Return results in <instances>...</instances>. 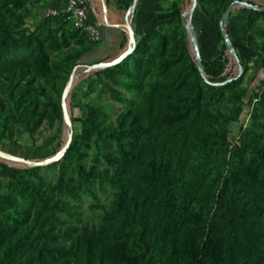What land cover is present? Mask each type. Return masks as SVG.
Returning <instances> with one entry per match:
<instances>
[{
  "label": "trees",
  "instance_id": "obj_1",
  "mask_svg": "<svg viewBox=\"0 0 264 264\" xmlns=\"http://www.w3.org/2000/svg\"><path fill=\"white\" fill-rule=\"evenodd\" d=\"M23 1L9 3L21 7ZM195 1V7L215 25L221 45L219 55L208 61L201 58L205 77L191 59L183 32L184 6L173 3L168 31L150 29L134 40L132 51L118 63L94 74L104 81L110 101L122 110L114 121L108 120L107 109L101 105H86L82 118L72 111L71 124L79 122L80 129L58 164L55 182L47 183L41 175L48 166L20 168L0 162V173L18 179L0 196V264H102L103 227L79 231L74 226L81 198L91 199L103 220L118 221L120 235L110 248L109 264L131 261L137 250L146 249L140 244L143 225L134 228V218H118L135 210L140 195L149 203L157 201L169 184L165 166L150 157L151 138L162 134L170 141L186 124L196 121L198 101L217 100L238 88L243 76L225 72L234 56L242 72L251 64L239 58L231 39L233 50H226L219 28L223 12L237 0ZM238 1L264 7V0ZM216 3L223 6L218 8ZM7 6L8 2L3 3L0 12ZM236 9L247 13L246 47L257 54L258 73L264 75V11L235 8L231 13ZM184 19L191 24L190 16ZM47 20L56 21L57 27L13 30L0 22V78L8 82L23 79L29 68L46 76L51 54L70 41L98 44L87 40L82 31L67 28L60 19ZM258 78L253 77L239 93L234 108L237 119L252 98H257L243 130L253 142L232 145L224 134L202 139L214 137L211 147L228 156L230 166L224 177L215 176L207 184L213 212L193 230L205 236L200 264H264V82L258 91L250 90ZM156 110L163 112L160 119L152 115ZM54 115L60 122L61 112L55 110ZM38 125L37 121L28 131L30 137ZM160 125L174 130L159 132ZM100 196L109 198L106 205L98 202Z\"/></svg>",
  "mask_w": 264,
  "mask_h": 264
},
{
  "label": "rangeland",
  "instance_id": "obj_2",
  "mask_svg": "<svg viewBox=\"0 0 264 264\" xmlns=\"http://www.w3.org/2000/svg\"><path fill=\"white\" fill-rule=\"evenodd\" d=\"M13 1L0 0V6L8 2L7 9L0 12V22L4 26L13 30L25 27L30 31L41 25L50 29L57 27L56 21L42 18L52 0H24L21 7L9 3ZM216 5L218 8L223 6L222 3ZM190 9L191 4L188 2L186 13ZM184 23L187 21L184 20ZM164 31H168V27ZM183 32L189 43L191 59L195 63L197 58L184 26ZM81 42L80 45L76 41H70L67 47L53 52L46 76L29 68L23 79L8 82V79L0 78L1 163L26 168L25 164L16 163L11 158L29 162L51 161V164L43 165L49 168L42 169L41 175L47 183H53L58 164L72 137L80 129L79 122L70 124L72 111L82 118L86 105H101L107 109L108 120L114 121L117 113L122 110V106L110 101L104 81L95 79L94 74L106 69L105 66L111 67L119 62L122 56L132 51V45L126 50L127 54L117 49L116 54L110 55L100 43ZM250 61L251 64L246 65V71L242 72L237 62L233 58L230 60V75L243 76L241 85L227 91L217 100L213 98L198 101V114L194 123L186 124L184 130L174 134L170 141L162 134L151 138L150 157L165 166L169 184L157 201L149 203L140 195L135 210H131L128 215L120 214L118 219L127 218L130 221L134 218V228L138 224L143 225L140 244L146 248L137 250L134 253L137 257L123 264H200V248L205 236L201 238V232L193 230L207 222L213 212V203L207 196V184L215 176L224 177L230 166L228 156L224 157L211 147L214 137H209L207 141L202 139L210 134H224L232 145L253 142V137L249 134H243L242 130L237 132L247 111H243L237 119L234 115L239 93L246 90L253 77L259 78L252 89L260 86L264 79L262 71L258 73L257 56L253 55ZM256 101L257 98L253 97L246 110L253 107ZM150 106L153 108L151 103L149 108ZM55 110L61 112L60 122L55 119ZM152 115L160 119L163 112L156 110ZM37 121L39 125L34 129L33 137H30L28 131ZM173 130V127L168 131L164 125H160L159 132ZM17 181L10 175L0 173V196ZM107 196H100L98 202L106 205L109 200ZM92 205L91 199H80L74 226L79 231L103 227L106 239L100 245L102 264H109L107 257L110 248L120 235L118 221L103 220L101 211L92 208Z\"/></svg>",
  "mask_w": 264,
  "mask_h": 264
},
{
  "label": "crops",
  "instance_id": "obj_3",
  "mask_svg": "<svg viewBox=\"0 0 264 264\" xmlns=\"http://www.w3.org/2000/svg\"><path fill=\"white\" fill-rule=\"evenodd\" d=\"M84 1L88 6L90 18L99 26L100 46L110 55L116 54L117 49L125 52L132 45V37L135 40L154 27L164 31L173 3L183 5V14L192 19L191 24L196 33L200 58L208 61L221 52L213 22L198 7H195L191 13H186L188 2L192 7V0H137L134 9H131L133 0L132 2L130 0ZM64 3L65 0H52L48 8L59 10L63 8ZM246 17V12L236 9L230 14L228 20L229 37L242 60H250L253 55H257L246 47ZM123 40L124 45L120 48Z\"/></svg>",
  "mask_w": 264,
  "mask_h": 264
},
{
  "label": "built area",
  "instance_id": "obj_4",
  "mask_svg": "<svg viewBox=\"0 0 264 264\" xmlns=\"http://www.w3.org/2000/svg\"><path fill=\"white\" fill-rule=\"evenodd\" d=\"M42 18L44 20L48 18L60 19L62 22L66 23L67 28L82 31L87 40L98 43L101 41L99 26L90 18L88 6L84 0H65L63 8L59 10L48 8L43 12ZM229 67L230 64L225 72L230 73ZM263 82L264 81H262V84L256 88L252 89L251 87L250 90L258 91L263 86ZM246 111L247 113L245 114V117L240 121V128L242 131L249 123L252 106ZM239 130L237 129V132H239Z\"/></svg>",
  "mask_w": 264,
  "mask_h": 264
},
{
  "label": "water",
  "instance_id": "obj_5",
  "mask_svg": "<svg viewBox=\"0 0 264 264\" xmlns=\"http://www.w3.org/2000/svg\"><path fill=\"white\" fill-rule=\"evenodd\" d=\"M136 1L137 0H133V2L131 4V9H134V5H135ZM192 3L193 4H192V7L190 9V13L192 12V10L196 6V1L195 0H193ZM235 7L246 8L248 10H254V11H264V7L253 6V5H250V4H248V3L244 2V1H238V0L230 3L227 6V8L225 9V11L223 12V14H222V16L220 18L219 28H220L221 36H222V39H223V44H224V46H225V48H226V50L228 52H232V50H233V45H232V43L230 41L229 34H228V20H229V16L231 14V11ZM184 20L185 19H184V14H183V16H182L183 26H184L186 32L188 33L190 43H191V45L193 47L194 55L197 58V62H195V65H196L198 71L200 72L201 76L205 77L204 76V72H203V68H202V65H201V58H200V55H199V49H198V43H197L196 33H195L194 29L190 26L191 25L190 24V21H187V23H184ZM133 44H134V39L132 37V45ZM125 53L127 54L126 51H125ZM124 56H122V58ZM233 59L235 61H237V57L234 56ZM116 63H118V62H116ZM116 63H114V64H116ZM108 66H105L104 68H107ZM70 139H71V133L69 134L68 144L70 142ZM11 159L14 162H16V163H19V164L22 163V164H25L26 166H29V167L43 166V165H47V164H51L52 163L51 161H45V162H29L27 160H24V159H21V158H16V157H12Z\"/></svg>",
  "mask_w": 264,
  "mask_h": 264
}]
</instances>
